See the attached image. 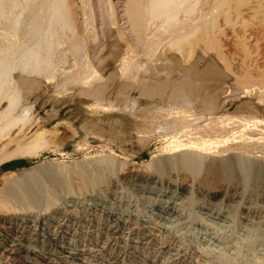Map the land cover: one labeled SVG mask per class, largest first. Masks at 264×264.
Here are the masks:
<instances>
[{
    "label": "rangeland",
    "instance_id": "obj_1",
    "mask_svg": "<svg viewBox=\"0 0 264 264\" xmlns=\"http://www.w3.org/2000/svg\"><path fill=\"white\" fill-rule=\"evenodd\" d=\"M69 2L76 25L75 33L80 44L82 41L85 43V45L83 43V49H80L82 45L78 44L79 50H81V53L83 50L82 54L84 56L82 57V54H80L79 57L75 53L76 57H74V52L73 54L70 53L71 49L68 50V47H71L70 42L66 40V35L63 36L62 33V38H65V43L68 42L69 46L64 44V49H62L63 47L56 49L59 50L57 60L63 61L61 63L57 61L58 65L55 62L56 67L55 65L53 67L56 72L58 70L63 72L66 66H70L69 64L72 66V64L77 63L76 67L66 68V70L73 69L71 70L73 72L84 65L82 61L87 60L90 63L92 62L91 64L94 63V66H98L101 69L100 73L105 78L111 72L114 73L110 80L107 79L108 86L104 92L101 105L103 104L102 106H106L108 109L112 106L117 111L113 108L109 111L102 109L93 111L89 107L90 101L86 100L83 95H79V85L70 86V84L67 86L69 88L59 92L63 85L57 82L59 80L58 75H60L59 71L57 75H54L57 78L53 77L55 81L50 80V83L47 79H44V73L38 75V77L35 75L38 83L32 88L24 90V97L27 95V98L25 97L26 102L28 101L27 103L32 105L31 113L36 119V124L38 123L39 127L48 132L46 135L49 134V142L54 140L53 145L50 142L48 148L41 149L35 155L30 152V155L27 153L28 155L24 154L23 156L19 155V157L15 156L0 160V188L15 179L19 180V178L24 177L23 179L26 180L25 176L29 178L26 172H22L25 168L35 173L38 170L42 171L44 168V170H52L58 166L61 172H67L71 168L78 169L84 165L85 167H91L102 164L107 170L104 172L99 185L97 183L95 187L90 179L88 182L87 179L78 177L75 172L69 173L64 182L49 183L47 181L46 186L50 194L46 196L49 199L47 201V197L42 198L46 201L40 202L39 206L35 208L29 207L28 209L25 205L13 199L10 200L12 204H9L15 211L10 209V211H7L8 213H1L6 218L12 219V225L10 226H7L8 223H0V226H2L0 231L2 230L6 234L2 233V236L6 238L5 244L7 246L12 245L6 240L17 238L16 241L19 240L17 244L31 247L36 251L32 250L33 252L47 257L51 264H132V262L138 264H264V178L261 179V182L260 180L256 182L249 179L248 186L243 184L241 187L238 184L235 191L228 190V193L222 194L215 191L218 190L221 184L225 185L228 182L211 176L212 178L209 177L208 181L204 183L205 186L203 185L204 188L212 192L207 195L199 193L195 184L202 179L203 171L200 169H196L197 171L190 169L191 172L186 169H178V171L170 170L168 173L167 170H163V172L161 170L160 172L155 168L159 160L175 154V152L172 153V147H169L178 141L171 143L170 137L173 134L177 135L180 140L176 143L179 145L176 154L180 152L193 153L192 156L196 157L200 153L199 157L203 158L205 162H208L209 159L226 158L227 156H238L239 154L249 162L256 161L264 164V84H262V82L264 83V27L259 24L261 20L260 13H258L259 16L257 14L255 17H251L246 9L248 4H245L246 7L243 4L244 6L240 7L237 17V12L234 9L227 10V7H221L223 11L226 9L229 12L227 14L229 16L226 18L224 17L225 14L222 13L217 16L215 27L211 31L215 40V44H212L214 46H206L204 41L197 43V45L193 44L194 46H191V49L193 48L191 56L190 54L183 55L186 52L185 49V52L182 51L181 55L179 52L177 54L174 51L175 46L168 47V44L171 45L170 37L161 35L155 30L160 28L158 27L160 23L154 20L149 23L151 26H147L146 30H149H145V33L149 32L146 33L147 38L151 37L153 39L154 37V41L151 40L156 47L152 44L154 54H147L150 56L149 58L144 51L149 40L144 37L145 40L143 36L139 38V35H136V31H134V18L131 15L133 8L132 10L130 8V6H133L131 5L132 0H69ZM18 4L25 6L21 0H12V9L6 8L7 5L0 7V27L4 29L2 31L0 28V41L1 39L4 41L6 39L4 37H7L6 40L8 41L11 37V26L15 23L19 13ZM212 4V0H197L195 12L205 14ZM218 8L220 11V7ZM26 11L24 10L19 16V20L26 18L22 21L23 23L19 24L21 26L29 20ZM128 12L131 14H128ZM178 16L181 17V14ZM180 17L178 18L181 19ZM198 23L200 24V21ZM21 26L19 30L23 28ZM10 30L11 32H9ZM19 30L17 29V34L20 32ZM22 30L21 35L24 33ZM7 34L8 36H6ZM110 34H115L111 36V40L107 38ZM58 36H60L59 39H62L61 33ZM64 38L60 40L62 43ZM141 38L145 41H142ZM24 39L28 38L25 37ZM105 39L115 44V46L117 44L124 52L119 48L117 50L121 52H117V50H113L115 48H112L113 54L115 52L118 56L120 55L119 58L117 55L113 57L111 47H106L110 51H104L103 53H106V56L111 53L112 60L111 57L110 60L108 57V60L100 66L97 65L93 56L101 44L108 43L104 41ZM6 42V45L1 47L2 54L6 51L8 43ZM143 42L145 45L142 44ZM63 50L65 51L64 54ZM127 52H131V54L133 52L135 57L130 53L128 54L131 57L133 56L135 60L127 55ZM125 56H128V59L131 58L132 62L128 66L131 69L124 68L125 71H129V76L128 71L123 70L124 73L122 72L124 66L120 69L123 65L121 63L122 59H127ZM117 62L119 65L116 64ZM133 62L138 65H133ZM186 65L190 66L191 69L187 68ZM138 66L139 68H137ZM193 66L195 68L194 72L192 71ZM142 67L144 68L142 69ZM78 71H80V68H78ZM193 73H196V76ZM123 75L127 78L135 76L137 78L133 79H136V81L143 79L145 81L150 80V82L160 81L164 78L170 79L169 77H181L183 79V76H185L186 79L187 75L193 81H195L194 79L198 81L199 77L198 82H201L202 84H200L205 87L200 84L199 86L202 89L204 88L205 92L207 90L212 96H215L214 109L216 110L210 113V118H216L218 115L222 118H226L227 115L230 116L234 122L230 119L227 121L226 126L232 122L233 125L231 124L229 128H225V130L229 129L227 131H230V134L222 129L224 133L221 130L216 132L221 131L220 135L212 134L210 137H205L204 140L211 138L205 141L209 145H206V147L205 143L203 145L202 142L197 141L200 134L196 132L201 124L208 122L204 121L203 117L198 119L196 123L191 124L190 131L186 129V132L179 131V133L174 132L173 134L163 132L161 128L157 127V124L162 125L165 118L163 116V120L160 119L158 122L161 117L153 115L151 124L148 125L144 121L133 122L130 115L138 107L136 100L139 99L140 102H143L142 106L153 110L155 108L164 110L170 107L171 103L167 101L166 95L164 97L157 95L151 100L140 95L138 87L133 85H131L133 87H130L133 79L131 78L128 81L129 78H124ZM126 85H129L128 88ZM132 99L133 101H131ZM195 110L203 111L202 106L198 104L193 107V111L196 112L195 114L200 113ZM239 118H241L240 121ZM242 118L246 121H243ZM193 125H196L197 128ZM51 132L55 134L52 135ZM260 134L263 135V138L260 137ZM244 137H246L245 140ZM233 139L234 141H232ZM190 141L193 142L190 144ZM179 142L182 145L178 144ZM196 142L198 143L196 144ZM192 144H195V146H192ZM181 146L183 149L179 150ZM207 148H210L209 151ZM208 155L209 157H207ZM132 164L141 167L147 173H154L155 181L135 179L128 181L123 179L121 177L122 172L124 173L127 170L126 168ZM8 172L18 173H16L17 176L12 178L7 175ZM181 175L185 177L184 180H189L187 181L189 185L194 187L190 186L191 191L183 192L176 188V185L183 181L180 180L183 179ZM176 176L178 177L176 178ZM169 177L172 181L171 185L165 183V180ZM179 177L180 179H178ZM4 178L7 179L4 180ZM191 182L192 184H190ZM91 192L94 193L91 194ZM172 204L174 208L177 207L178 211L170 209ZM108 225L118 227L119 232L111 234L107 228ZM59 246L67 247V252L77 254V259L71 261L63 257L61 259L64 254L60 253ZM65 260L67 263H65Z\"/></svg>",
    "mask_w": 264,
    "mask_h": 264
},
{
    "label": "bare ground",
    "instance_id": "obj_2",
    "mask_svg": "<svg viewBox=\"0 0 264 264\" xmlns=\"http://www.w3.org/2000/svg\"><path fill=\"white\" fill-rule=\"evenodd\" d=\"M13 1H15V0H13ZM21 1H22V3L24 2L25 6L23 4H18L19 13L17 14V18L15 20V23L11 26L12 27L11 37H10V35H9L10 38L8 37L10 41L8 40L9 41L8 42L6 40L7 37H4V38H6L5 40L8 43L4 40L7 43V46H6V51L3 54H2L3 50L1 47L6 45V44L2 39L0 41V44H1L0 45V160L1 161L3 159L13 158L15 156L19 157V155H22V156L24 154L28 155L27 153H29V155H30V152H31V154L34 153V155H35V153L41 151V149L44 150V148L45 149L48 148V146L51 142V141L49 142V139H48L49 134L46 135V133H48V132H46L43 128L39 127L38 123H37L38 125L36 124V119L33 116V114L31 113V106L32 105L30 103H27L28 101L26 102V99H25V97L27 95L25 94L26 96L24 97V90L36 86L38 82H36L37 78H35V77L36 76L38 77V75L40 76V74L42 75L44 73V75H45L44 79L45 80L47 79L49 82L50 80H52V81L54 80V78H53V77H55L54 75L55 74L57 75L58 74L57 72L59 71L60 75H58L59 80L57 79L58 80L57 82L62 83L63 85L62 86L60 85L61 91H59V90L58 91L63 92V90L69 88L67 86L70 84H71L70 86L79 85V95H83L86 98V100L88 99V101H90L89 107L92 108L93 111L98 110V109H100V110L102 109L104 111H107V110L109 111L113 108L112 106H110L111 108H109V109L106 106H105L106 107L105 108L104 106H102L103 104L101 105V101L104 99L103 95H104V92L108 86L107 85V79L110 80L114 76V73L111 72L109 74V76L105 78L100 73L101 69L98 66H94L93 65L94 63L91 64L92 62L90 63V61H87L86 59H85L86 64H85V62L82 61V63H84V65H82L80 63L81 62V60H80L79 64L82 65V66L78 67V68H80V71H78V68L77 69L74 68L75 69L74 70L75 72L73 71L74 73L71 72V70H73V69H71V70L67 69L66 70V68H69L71 66V64H69L70 65L69 67L66 66V68H64L65 71H63V72H61L62 70L61 71L58 70L56 72L55 68L53 67L55 64L58 65L57 64L58 62L61 63L63 61V60L62 61L57 60V58H58L57 54H58L59 50H56V49H58V47L59 48L63 47L62 49H64L63 45L66 44L65 38L63 37L64 38L63 43H62V41H60V40H63V38H62L63 34H64L63 36L66 35V37H67L66 40H68V42H70L69 45L71 47L70 48L68 47V50L71 49L70 50V53L72 52L71 54H73V52H74V57H76L75 53H77L78 56L83 53V50H82V53H81V50H79L78 44L82 45V48L80 47V49H83V43L84 42L82 41L80 44L79 38H78L77 34L75 33V30H76L75 26L76 25H75V21L73 18L72 10L70 9L71 5L69 4L70 3L69 0H25V1L21 0ZM212 3L213 4L210 6L211 8H208L207 13H205V14L200 13L199 14V13L195 12V6L197 4V0H132L131 5H133V6H130V8H131V10L133 8V10H132L133 13L131 14L130 13L131 11H130V12H128V14H131L134 18L133 19L134 23L133 22L132 23L135 25L134 31H136V33H137L136 35H139L138 36L139 38L141 36H143V38L145 37L146 39L149 40V42L146 43V50L143 49L145 51L146 55L147 54L148 55L154 54L153 48L155 46H154V42L152 43V40L154 41V37H153V39L151 37L147 38V36H148L147 34L149 32L148 33L146 32L147 34L145 33L146 28H148L147 26L150 25L149 23L153 22L154 20L158 21L160 23V25L158 26L160 28H158V29L154 28V29L156 31H158L161 35H167L168 37H170L169 39L171 42L170 41L169 42L171 43L172 46L168 44V47L175 46L174 51H176V53L179 52L180 54L185 49L186 52L184 51L185 53L183 52L184 53L183 55L190 54V56H191V50L193 49V48L191 49V46H194L193 44L197 45V43H199V42L201 43L202 41L205 42L206 46H210L212 44H215V40H214V37H213L211 31L215 27V23L217 21V16L222 13V14H225L224 17L227 18L229 16V15L227 16V14L229 13V12H227V10H230V8H232V10L234 9L237 12V17H238V15H239L238 11H239V9H241L240 7L243 4L244 5L248 4L247 7L245 5V7L248 11V14L251 17H255L258 13H260L261 20H260L259 24H262V26L264 27V0H214V1L212 0ZM11 5H12V0H0V7L6 6V8L8 7L10 9H12L13 7H11ZM223 6L227 7L226 8L227 10L224 8L225 12L222 10ZM218 7H220V11L218 10L219 9ZM24 10H27L26 12L29 15V17H27V15H26V17L29 20L24 22V24H22V26H21L19 24L22 21L26 20V18L25 19L23 18V20H21V19L19 20V16L21 15V13ZM216 10L218 12H215ZM179 14H181V17L178 16ZM0 15H1V10H0ZM131 15H130V17H131ZM258 16H259V14H258ZM178 17H180L181 19H179ZM133 20H131V21H133ZM199 21H200V24L198 23ZM18 25H19V27L21 26V28L23 27L22 28L23 30L21 29L22 31H24V33H22V35L24 34L23 36L20 33L21 30H19V27H17ZM17 29L20 31L19 32L20 35L16 33ZM3 30L4 29H2V31ZM147 30H149V29H147ZM9 32H11V30ZM58 33L59 34L61 33L62 39H59L60 36H58L59 35ZM153 33L155 34V32H153ZM153 33H152V35H153ZM2 34H3V32H2ZM113 35H115V34H110L107 36V38L109 40H111V38H112L111 36H113ZM6 36H8V34ZM90 36H91V34H90ZM25 37H27L28 39L25 40L24 39ZM86 37H87V35H86ZM118 37H120V36H118ZM143 38H141V40L145 41L146 39L144 38L145 40H143ZM165 38H163V39H165ZM90 39H92V38H90ZM120 39H119V41H120ZM200 39H201V41H200ZM93 40H94V37H93ZM104 41L108 42V40H106V39ZM113 41H116V40H113ZM68 42L66 44L67 46H69ZM116 42H118V41H116ZM61 43H62V45H61ZM112 44L113 43L109 41L107 44H104V45L101 44L100 47L98 46L99 49L96 48L98 51L94 52L93 58L96 59L97 65L102 66L104 64V62H106L108 60V57L110 60L111 53H109L110 55L106 56L107 54L106 53L104 54L103 53L104 51L109 52L112 48H115L113 50L116 51L119 48V46H117V44H116L117 47L115 46V44H113V45ZM142 44H144V42ZM152 44L154 46L153 48H152ZM159 44H160V42H159ZM84 45H85V43H84ZM212 46H214V45H212ZM106 47H108V48L111 47V48L109 50ZM106 49H108V50L106 51ZM120 49L121 48H119V50ZM121 50L123 51V49H121ZM93 51H95V50H93ZM93 51H92V53H93ZM111 52H112V50H111ZM117 52H121V51L117 50ZM133 52H134V50H133ZM133 52H132V54H131V52H127V55H129L131 57V55H133ZM64 53H65V51L63 52V54ZM128 53H130L131 55ZM179 53H177V54H179ZM112 54H113V52H112ZM124 54H121V55H124ZM114 55H117V54L114 52L113 57H114ZM62 56L64 57V55H62ZM83 56H84V54H82V57ZM119 56H118V58H119ZM133 56L131 58H133V60H135L134 59L135 56L134 57ZM59 57H61V56L59 55ZM125 57L127 59H125V58L122 59L121 63L123 65H121V67H120V69H121L124 66L122 69L123 73L125 71L124 70L125 67L127 69H131L128 67V66H130L131 58L128 59L129 58L128 56H125ZM148 57L150 58V56H148ZM118 58H116V59H118ZM188 58H190V57H188ZM111 60H112V57H111ZM115 62H114V64H115ZM119 63H120V61H119ZM139 63L141 64V62H139ZM62 64H64V63H62ZM76 64H72V66L76 67L77 66ZM116 64H118V62ZM134 64H136V62H133V65ZM56 65H55V67H56ZM137 65L138 64H136V66ZM131 66H132V64H131ZM136 66H134V67H136ZM190 66H191V63H190ZM190 66L189 67L187 66V68H190ZM144 67H142V69ZM137 68H139V66ZM140 68H141V65H140ZM193 68H194V66H193ZM193 68H192V71L194 72L195 68H194V70H193ZM142 69H141V71H142ZM127 71L128 70H126L125 72H127ZM137 72H138V70H137ZM61 73H64L66 75L64 76V74H61ZM128 73H129V71L127 72V74ZM188 73L190 74L191 72H188ZM193 74H195V76H196V73H193ZM128 76H129V74H128ZM131 76L128 77L129 78L128 81H130V79L132 78ZM167 76L169 77V75H167ZM187 76L188 77H186V79H185V76H183L184 77L183 79L181 77L180 78L169 77L170 79L164 78L163 80L156 81V82H152V81L150 82V80L145 81L143 79L137 80L138 81L137 82L136 79L135 80L133 79V78H137V77L133 76V78H132L133 81L131 80L132 82L130 84V87H133V86L138 87L140 90V95H143L150 100L153 99L154 97H156L157 95L160 97H162V96L164 97V95H166L168 98L167 101H170L169 103H171V106L169 105L170 107H168L164 110H161V109L158 110L157 108H155V110H153V109H147V107L142 106L143 102H140L138 99V100H136V104L138 106V107H136L137 109L134 107L136 109L135 112L132 113L131 115L129 114L131 119L133 120V122L139 123L140 121H144V123H147V125H148V124H151V119H152L153 115H157L158 117H161V118H159L158 122L160 121V119L163 120V118H162V116H163V117H165L164 118L165 121L163 120L162 125L157 124V127L161 128L163 130V132L165 131L167 133L169 132V133L173 134L174 132L179 133V131L182 132V131H185L186 129H189V128L191 129V126H192L191 124L196 123V121L198 119H201L203 117L205 119L204 121H208V122L201 124V126L198 128L196 127L197 124L193 125L194 127H196L198 129L197 130L195 128V130H197L196 132H198L200 134L198 137L195 135L197 137V141L202 142V144H203V143H205L206 140L211 139V138H208V139L206 138V140H204L205 137H210L212 134H219V133H221L222 129H224V132H228V134H230L229 133L230 131H227L229 129L225 130V128H229V126L234 121L230 118V116L228 117V115L226 116V118H229L228 120L225 117L222 118L219 115H218V117L216 116V118H214V117L210 118V113L213 110H216V109H214L215 108V103H214V100H215L214 97L215 96H212L211 93H209L207 90L205 92V90H203L204 88L202 89V87L199 86V84L201 83V82L200 83L198 82L199 77H198V81H196V79H194L196 81L195 82V81H193V79H191L189 77V75H187ZM123 77H124V75H123ZM192 77H194V76L192 75ZM56 78H57V76L55 77V79ZM124 78H127V76ZM249 81L251 82V80H249ZM202 82H203V80H202ZM262 84H264V83L262 82ZM131 85H133V86H131ZM128 86L129 85H126L127 88H128ZM201 86H203V85H201ZM203 87H205V86H203ZM120 88H121V86H120ZM121 90H123V89H121ZM56 92H57V89H56ZM131 101H133V99ZM86 103H88V102H86ZM132 103H134V102H132ZM195 104L202 106L203 111L201 110L202 112H200L198 110H195V111L200 112V113L195 114L196 112L194 113V111H193V107L196 106ZM115 108H118V107H115ZM113 110L117 111V109H114V108H113ZM120 111L122 112V110H120ZM216 114H214V115H216ZM157 116H156V118H157ZM213 118H214V120H213ZM233 118H235V117H233ZM210 119H212L213 121H211ZM230 119L233 122L231 121L232 123L231 124L229 123L230 125L226 126L227 121H229ZM240 119L241 118H239V121H240ZM242 119H243V121L245 120L244 118H242ZM154 120H155V118H154ZM255 120H254V122H255ZM235 122H237V121H235ZM260 124H261V121H260ZM155 125L156 124L154 123V126ZM144 127H145V125H144ZM231 128H233V127H231ZM190 129H189V131H190ZM192 129H194V128H192ZM218 130H221V131H219V133H216ZM248 130H250V129H248ZM146 131H147V129H146ZM66 132H64V133H66ZM232 132H233V130H232ZM51 134L54 135L55 133L53 134L51 132ZM225 134H227V133H225ZM262 136L260 134V137H262ZM61 138L63 139V137H61ZM178 138L179 137L177 135L175 136L173 134L170 137L171 143H174L177 140L180 141ZM188 138H185V139H188ZM201 138H203V139H201ZM233 138H235V137H233ZM54 139H56V138H54ZM192 139H194V138H192ZM245 139H246V137H244V140ZM64 140H66V139L64 138ZM194 140H196V139H194ZM218 140H220V139H218ZM241 140H242V138H241ZM53 141L54 140H52V142ZM58 141H59V139H58ZM228 141H230V140H228ZM232 141H234V139ZM52 142H51V144H52ZM192 142L190 141V144ZM256 142H258V141H256ZM176 143H174V144H176ZM197 143L198 142H196V144ZM55 144L57 145V143H55ZM170 144H168V145H170ZM174 144H171V146H169V147H172V153L175 152V154L167 156V157L159 160L157 162V164L155 165V168L160 172H161V170H162V172H163V170H167L168 173L170 170H177L178 171V169H182V170L183 169L184 170L185 169L186 170L191 169L193 171L194 170L197 171L200 169L201 171H203L202 179L200 181H198V183H195L198 187L197 190L199 191V193L201 192V193H204L207 195H210L212 193V192L208 191L206 188H204V186H205L204 183L206 181H208L209 177H211V176H214V178L220 179L221 181L223 180V181L228 182L225 185L221 184V186L218 187V190L215 191L217 193H222V194L226 193L228 190L229 191L230 190L235 191L238 184L241 185V187L243 184L247 185L249 179L250 180L253 179L256 182H257V180H260V182H261V179L263 180V178H264V164H260V162L258 163L256 161L255 162H251V161L249 162L246 160V158L239 156V154H238V156H231V157L227 156L226 158H218V159L215 158L213 160L209 159L210 161L208 160V162H205L203 158L199 157L200 153L197 154L196 157L192 156L193 153L187 154L185 152H183V153L180 152L179 154H176V151H178L179 145H177V144L174 145ZM178 144H180V142ZM180 145H182V144H180ZM185 145H186V143H185ZM185 145H183V146H185ZM193 145L195 146V144H192V146ZM206 145L209 146L208 143L207 144L205 143V146ZM181 148H182V146L180 147L179 150H181ZM209 149L207 148L208 151H209ZM200 151H203V150H200ZM170 152H171V149H170ZM186 152H188V151H186ZM212 152H214V151H212ZM202 154H203V152H202ZM210 154H212V153H210ZM252 154H254V153H252ZM207 157H209V155ZM249 157H251V156H249ZM260 160H261V158H260ZM44 169L43 170L41 169L42 171L38 170V172L36 171L34 173L33 171L31 172L30 169L25 168L22 170V172H24V173L26 172L27 175H29L28 176L29 178H27L25 176L26 180H24L23 179L24 177H22V178H19V180L15 179L14 181H10V183H7L6 186L1 185V186H3L2 188H0V223L1 224L8 223L9 225H7V226L12 225V223H11L12 219L10 220L9 218H6L5 215L1 214L3 212L4 213L7 212L8 210L10 211V209H13V211H15L14 208H11V205L9 204V203H11L10 200H12V199L15 200L16 202H19L22 205H25V207H27L28 209H29V207L35 208V207L39 206L40 202L42 203V201H46V200H43L44 197H47V201H48L49 198L46 195H48L50 193H49V190L46 186L48 184L47 181L49 183L50 182L56 183V182H61V181L64 182L65 179L68 177L67 175L69 173L75 172V174L78 177H81L83 179H87L88 182L90 179L91 183H93V185L95 187L96 186L95 184L98 183V185H99V182L101 181L104 172L107 170V169H105V167L102 164L101 165L96 164V165L91 166V167H85V165H84L83 167L81 166L78 169L77 168H71L67 172H61V169L58 168V166L53 168L52 170H44ZM126 169H125L126 171L124 170L125 172L124 173L122 172V175H121V177L125 180L132 181L133 179H135V180H144V181H150L151 182L152 180L155 181V179H156L154 173H147L141 167L133 166V164L130 165L129 167H127ZM191 170H190V172H191ZM16 173H18V172H16ZM16 173L15 172H8L7 175L13 178V176H17ZM183 173H184V171H183ZM197 173H199V172H197ZM22 176H24V175H22ZM177 177L178 176H176V178ZM182 177H183V179H180V177L178 178V179L183 180V181H180V182L178 181L179 183L176 182V183H178V185L175 184L176 188L180 189L183 192H187L189 190L191 191L190 188L193 186L189 185V183L187 182L189 180H184L185 177L184 176H182ZM5 179H7V178H4V180ZM171 182L172 181H170V177L167 180H165V183H168L170 185L172 184ZM190 184H192V182ZM108 186H109V183H108ZM49 187H50V185H49ZM50 189H51V187H50ZM97 190L99 191L100 189H97ZM94 192H91V194ZM100 194H101V192H100ZM50 197L52 198V196H50ZM50 203H51V201H50ZM45 205H46V203H45ZM25 207H24V209H25ZM176 208L177 207L174 208L173 204L170 207V209H172L173 211L174 210L178 211V209H176ZM180 212H181V210H180ZM178 215H179V213H178ZM0 228H2V226H0ZM107 228L109 229L111 234H116L117 232H119L117 229L118 227L116 228V226L108 225ZM6 230H8V229H6ZM0 232H1L0 238L2 237L0 239V264H51V261H48L47 257H45L43 255L41 256L40 254L35 253L36 251L34 249H32L31 247H29V246L24 247V246L17 244L18 243L17 241H19V240L16 241L17 238L16 239L11 238V239L6 240V242L8 241V242L12 243V245L7 246L5 244L6 238H4L2 236V233H4V232L2 230ZM14 232H16V231H14ZM8 235H10V234H8ZM18 238H20V237H18ZM115 239H116V237H115ZM15 242H16V244H15ZM66 248L61 247V246L58 247V249L60 250V253L64 254L61 256V259L64 258V259L69 260V261L77 259L76 258L77 254H72L71 252L70 253L67 252ZM32 250H34L35 252H33ZM52 263H54V262H52ZM65 263H67V261ZM132 264H138V263L132 262Z\"/></svg>",
    "mask_w": 264,
    "mask_h": 264
}]
</instances>
